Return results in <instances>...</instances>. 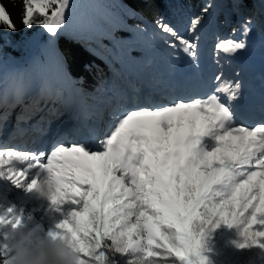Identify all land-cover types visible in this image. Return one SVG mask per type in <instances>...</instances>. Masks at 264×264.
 <instances>
[{"label": "snow or ice", "instance_id": "6c2138e0", "mask_svg": "<svg viewBox=\"0 0 264 264\" xmlns=\"http://www.w3.org/2000/svg\"><path fill=\"white\" fill-rule=\"evenodd\" d=\"M229 2L239 9L245 0ZM22 3L21 22L27 28L42 26L53 37L68 27L75 7L72 0ZM201 22L195 17L192 29ZM253 26L246 19L243 38L223 39L217 49L228 55L245 50ZM158 27L195 59L194 42L177 36L167 23ZM0 28L17 31L3 0ZM167 43L176 47L174 41ZM55 72L67 78L59 59ZM216 80L214 91L203 98L156 103L150 97H121L108 113L113 122L96 148L61 141L44 162V151L0 146V179L32 191L47 178L50 207L57 212L66 203L71 207L48 234L68 238L80 253V264H119L116 254L129 257L126 264H159V258L210 264L201 225L211 221L238 226L244 237L239 248L264 250V121L239 123L234 102L242 95L241 83ZM15 89L18 99L22 82ZM53 90L51 84L43 89ZM17 226H24L22 214L11 207L0 213V264L11 255L8 230Z\"/></svg>", "mask_w": 264, "mask_h": 264}, {"label": "rangeland", "instance_id": "374dc122", "mask_svg": "<svg viewBox=\"0 0 264 264\" xmlns=\"http://www.w3.org/2000/svg\"><path fill=\"white\" fill-rule=\"evenodd\" d=\"M72 2L75 7L69 13V25L67 28H64L62 32L77 38L89 40L92 39L101 42L103 38H105L104 33L101 30V24L91 17V11H93L106 18L107 20L109 19L110 22L114 23V25L127 30L129 33V35L122 41L110 40V44L112 45L111 48L114 51H109L108 49H106L115 60L119 61L121 68L120 74L112 73L105 84L99 86L98 90L92 92L90 95L93 98V101L91 103L89 102L90 114L88 116V119L90 123H87L85 120V127L88 130V135L90 134V131H98L100 128L102 130V134L99 136H93L92 133L93 137L90 136L92 137L91 139L88 136L84 138H73L72 134H67L65 136V140H59L65 143L83 142L92 147L93 142H95V145L98 146L99 142L102 141L105 138V135L109 132L110 125L113 121L108 113L111 111L112 107L120 101L121 96L131 99L130 96L126 95L129 90L127 89V86L125 87V85L128 84V81L134 82V77L136 75L134 71H137L139 75L141 74L142 78L148 79L149 81L151 80L152 83H158L159 86L157 87V89H163L169 85L172 76L169 73H166L165 68L172 65V63H176V59L179 57L178 51L183 50L182 46L179 44V41L176 40L175 37L163 32L161 28L158 27V24H160V22L151 24L147 23L144 27H126L124 20L115 18L110 15V13L98 0H72ZM224 4L225 0H203L204 7H209L214 10H221L222 15L225 11ZM257 10V23L254 26L253 31L247 37V47L252 46L256 49H259V51H263L264 15H262V8L258 7ZM74 28L80 29L82 31H89L90 33L93 31L95 36H81V34L79 35L78 33H76V31L72 30ZM175 32L177 36L189 39L197 45L196 51H199L201 53L204 61L206 62V65L211 71V79L209 83H205V85L209 84L208 86L203 85L199 88L198 84L194 83L199 82L201 77L203 78L204 74L203 76H201V72L197 73L195 81L191 84V86H197V90L195 92H197L198 94L200 93L199 95L197 94L195 96H190L188 93H186L187 96L184 95L183 97L203 98L204 94L210 95L218 84L216 77L220 76L221 74L220 72H218V68L221 66V64L216 58V54L218 51L216 45L219 41L226 38L242 39V31L236 32L234 35H230V37L223 34L219 36L215 35L216 32L213 31L210 27L206 28L201 26H197V28L194 30L192 29V27H189L186 31L175 30ZM137 38L140 39L139 42H137ZM172 41L176 43V47H171L169 43H167ZM115 44H122L137 49L138 51H140V55L136 58L127 57V59L129 60L128 66L123 62L122 57H120L119 54H117V51L114 49ZM53 46L54 38L49 34L48 42L41 47V53L45 58V63L41 65L39 64L37 59L34 58V60L30 64L29 71L26 76H20L16 69L5 70L0 68V82L5 84L6 87L8 84H17V82H22L23 86L31 87L32 89H34L36 86L37 76H42L45 80H47L48 75L54 74V76L60 78L61 80H67V78L59 77L55 72L56 62L59 57L56 54ZM126 68L130 69L129 71H127V74ZM230 73L231 75H233V72ZM222 79L227 81L231 79V76H226V78ZM164 82L167 85H164ZM2 83L0 85H2ZM152 83L151 85H153ZM166 90L168 91L169 89ZM133 92V95L139 96L140 88H134ZM153 94V96H155L156 94H159V92L155 91L154 93L153 91ZM174 94V90H169V94L165 95L166 97L162 102L160 100L153 101L156 103H170L171 101L176 99ZM37 96L38 98L42 97L40 95ZM57 104V102L53 101L43 107L39 106V109L34 112L37 113L39 111V113H41L44 110L46 111V109L47 111H50V109H52L53 111L55 105ZM124 106L131 107L132 105L125 103ZM1 115L0 137L4 136L5 133L9 131L13 123V117L12 119L7 120V118H5L6 115ZM31 117L32 120H27L31 121V127H36L39 131H44L49 128V126H46L48 124H46L44 120H36L35 114H33ZM22 122L25 123L26 121L22 120ZM54 129L55 131L58 130L60 132V129L56 127H54ZM11 132L12 135L15 133L13 131ZM11 136H7L6 138H9ZM23 138H26V136H24ZM12 140L20 144L26 142L25 139L22 140V137H18L17 139L13 137ZM32 144H34V142ZM0 146L9 145L7 144ZM26 149L27 148H24L23 151H25ZM29 150L31 152L39 153L37 152L39 151L37 145H33V147H31V149ZM44 152L46 154L44 162H46V157L50 154L49 149L44 148ZM18 167H26V164L18 165ZM32 172H35V169H33ZM8 181L9 180L7 179H0V213L4 212L9 207L13 208L15 212L22 214L24 227L26 228L34 229L40 234L49 233V231L56 230V224H58L60 220L64 219L66 213L71 210L70 205L66 203L65 205L61 206V211L57 212L54 210V208L50 207L51 202L48 199L37 198L33 191L27 190L26 186H16ZM201 227H203L204 230V255L208 257L210 264H264V250H261L257 247L244 249L238 247L239 244L244 242L242 231L238 226L211 221L201 225ZM104 243L106 245H110L111 242L105 241ZM116 259L119 261V264H126V260L130 258H121L119 257V254H116ZM159 264H175V262L172 258H169L168 260L159 258Z\"/></svg>", "mask_w": 264, "mask_h": 264}, {"label": "trees", "instance_id": "16d2710c", "mask_svg": "<svg viewBox=\"0 0 264 264\" xmlns=\"http://www.w3.org/2000/svg\"><path fill=\"white\" fill-rule=\"evenodd\" d=\"M115 18L124 20L127 26L144 27L147 23H167L174 30H188L191 21L202 17L201 27H210L215 35H234L242 31V24L251 18L253 25L257 23V8H262L264 0H245L239 9L229 0H225L224 13L204 7L203 0H98ZM10 11L17 31L12 32L0 28V68L17 70L20 76H26L34 58L39 64L45 63L41 47L48 42L49 34L39 25L27 28L21 22L23 10L22 0H3ZM207 8V12L204 9ZM226 15V16H224ZM91 17L101 24V30L107 38L122 41L129 35L127 30L114 25L113 22L91 11ZM37 18H39L37 16ZM253 26V28H254ZM53 37V36H52ZM54 50L63 62L67 79L77 85L85 96L92 100V92L105 84L112 73H120L119 61L109 51H114L109 39L103 38L102 46L95 42L77 39L62 31L54 36ZM114 49L122 59L129 63L127 57L136 58L140 51L122 44H115ZM104 60H107V64ZM2 83V82H1ZM2 85H4L2 83ZM47 98V97H46ZM47 100V99H46ZM48 102V101H47ZM1 106V104H0ZM19 110L34 107L33 102L14 103ZM241 239V238H239Z\"/></svg>", "mask_w": 264, "mask_h": 264}, {"label": "bare ground", "instance_id": "6f19581e", "mask_svg": "<svg viewBox=\"0 0 264 264\" xmlns=\"http://www.w3.org/2000/svg\"><path fill=\"white\" fill-rule=\"evenodd\" d=\"M126 24V23H125ZM126 27L127 26L126 24ZM74 31H76V33H78L79 35L81 34V36L83 35H90V36H95L94 32L92 31L91 33L89 31H82L80 29L74 28L72 29ZM139 42L140 39L137 38ZM136 39V40H137ZM142 41V39H141ZM136 43V42H135ZM137 44V43H136ZM135 46V45H134ZM196 51V50H195ZM259 52V50H258ZM179 53V57L176 59V63H172V65H170L169 67L167 66L166 69V73H169L170 75L173 74V71L176 70L178 73H181L185 76H187V82H186V86H185V92H182V90H175V95L176 98L177 97H183L184 93H188L190 96H195L198 93L195 92L197 90V86H191V84L195 81V77L197 76L198 72H201V76H203V72H211L209 67L206 65V62L204 61L201 53L199 51H196V57L195 59H193L190 55H188L187 53H185L184 51H178ZM184 56L188 57V61L184 60ZM190 61H192L193 65H194V72L193 73H184V67H187L188 64L190 63ZM178 64V66H177ZM183 65V66H182ZM135 72V77H134V82L133 81H128V84H124L125 87L127 86L129 92L126 93L127 96H130L131 98L134 97L135 95H133V89L134 88H140V97L144 98V97H150L152 100H157V101H163V99H165V94H169V90L167 91L166 89H168L169 85L174 84L173 82H170L169 85L163 89H157V86H155V83H152L151 80L149 81L148 79L142 78L141 74L139 75V73L137 71ZM129 74V72H128ZM1 77V76H0ZM130 77V76H127ZM222 78H226L225 75L222 76ZM151 83L153 85H151ZM196 84H198L199 88L200 86L205 85V83H209V82H205L203 80V78L201 77V79L199 80V82H194ZM164 85L165 84L164 82ZM155 87V88H154ZM193 89V90H192ZM211 89V86H210ZM213 90V87H212ZM153 91L155 93V91H158L159 94H156L155 96H153ZM182 93V94H180ZM34 95V94H33ZM122 95V94H120ZM137 96V95H136ZM187 96V95H186ZM123 97V96H121ZM43 97H39L37 96V99L41 101V103H45L44 99H41ZM158 103V102H157ZM44 106V105H43ZM41 105V107H43ZM85 109V107H83ZM58 106L54 107L53 111L52 109H50V111H42L41 113H39V111L36 113L34 112V110H29V111H24L22 114H24L23 119H19L18 120V116L14 115L13 117V123L11 128L9 129V131L7 133H5L4 136L0 137V145H9L10 147H14L18 150H24V148H27L25 151L27 152H31L29 149H31V147H33V145H37V147L39 148V151L37 152H41L44 151V148L47 149L48 144L52 141H59L60 139L65 140V136L67 134H72L73 138H84V137H89L90 139L93 136H99L102 134V130L101 128L98 131H90V134L88 135V130L86 129L84 122L86 120V117L89 116L90 114V110L89 108H87L86 110H81L80 113L75 116V115H69L66 110L64 109V112L61 111H57ZM34 112V113H33ZM35 114L36 116V120L38 121H45L47 127L49 126L48 129L44 130V131H39L36 127H31L30 123L31 121H27V120H32V115ZM7 115V114H6ZM2 116V115H1ZM0 116V118H1ZM7 117V116H6ZM237 118V117H236ZM26 121L25 123L22 122ZM237 121L239 123L244 124L245 126H251L250 123L245 122L242 119L237 118ZM25 124V125H24ZM33 124V123H32ZM6 127V126H5ZM9 127V126H8ZM54 127L60 129V132L55 131ZM54 129V130H53ZM15 132L12 135V132ZM93 133V136H92ZM12 135V136H11ZM7 136H11L9 138H6ZM24 136H26V138H23ZM92 136V137H90ZM13 137L15 139H17L18 137H22V140L25 139L26 142H23L22 144L13 141ZM95 138V137H94ZM34 142V144H32ZM11 182V181H8ZM24 189V188H23ZM23 191V190H22Z\"/></svg>", "mask_w": 264, "mask_h": 264}, {"label": "clouds", "instance_id": "9594fccd", "mask_svg": "<svg viewBox=\"0 0 264 264\" xmlns=\"http://www.w3.org/2000/svg\"><path fill=\"white\" fill-rule=\"evenodd\" d=\"M32 191L37 198L48 199L52 185L43 178ZM8 244L11 255L7 264H80L79 251L64 236L53 237L17 226L8 230Z\"/></svg>", "mask_w": 264, "mask_h": 264}, {"label": "water", "instance_id": "95a60500", "mask_svg": "<svg viewBox=\"0 0 264 264\" xmlns=\"http://www.w3.org/2000/svg\"><path fill=\"white\" fill-rule=\"evenodd\" d=\"M88 41H90V40H88Z\"/></svg>", "mask_w": 264, "mask_h": 264}]
</instances>
